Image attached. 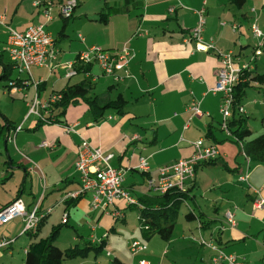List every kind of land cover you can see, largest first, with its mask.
I'll return each instance as SVG.
<instances>
[{
    "label": "crops",
    "instance_id": "crops-1",
    "mask_svg": "<svg viewBox=\"0 0 264 264\" xmlns=\"http://www.w3.org/2000/svg\"><path fill=\"white\" fill-rule=\"evenodd\" d=\"M68 1L0 0V13L4 12L6 16L5 26L23 30L29 24L45 23L57 49L51 67L32 66L31 78L29 75L23 78L32 83L37 80L38 88L35 83L21 82L6 88L7 92L24 91L26 99L32 101L36 96L40 103H45L54 90L82 78L63 75V65L78 53L88 51L92 46L111 51L125 47L133 57L126 66L127 74L119 70L120 80L103 74L99 66V70L92 66L90 72L95 87L100 85L103 89L101 93L106 90L121 93L127 103L122 114L109 110L104 119L93 122L87 105L78 102L67 108L65 125L42 123L36 130L31 129L38 117L30 112L29 101L19 118L0 113L15 126L7 129L2 125L3 120L0 123L3 126L0 135V209L14 198L20 199L26 209L38 204L39 211L47 215L44 224L50 220L52 225L58 221L57 224L69 227V238L77 240L82 235L93 241L100 234L106 239L116 230L115 223L127 222L126 208L135 209L138 216L139 206L119 199L105 210H93L89 192L67 203L66 200L75 199L67 193L80 188V176L75 169L78 145L87 140L91 146L111 153L110 164L126 171L124 188L138 201L140 196L151 193L146 181L148 173L138 168L140 158H145L154 174L157 168L190 156L191 142L203 139L205 145L216 144L219 155L214 164L197 167L194 177L186 181L185 189L192 196L181 206L202 213L200 220L206 225L204 230L199 229L198 218L185 219L183 214L182 220L177 218L180 228L176 222V235L173 230L169 241L150 236L148 244L153 241L155 246H148L149 249L139 252L128 262L210 264V249L198 243L193 245L192 237H198L200 232L203 237L204 234L209 236V240L223 251L235 254L244 264H264V205H254L255 189L264 198V163L249 162L247 180H239L246 159L236 143L220 129L221 95L212 91L219 53L231 50L241 62L248 61L260 41L252 34L251 23L256 22L264 35V0H247L241 9L227 0H107L108 5L120 9L106 7L105 11L109 13L106 23L94 20L103 8L104 0H75L65 35L60 38L64 16L59 12V6ZM48 6L52 19L46 21L44 13ZM202 8L205 9L203 39L215 47L208 51L196 50L195 41L190 39V31ZM5 43L6 35L2 40L4 46ZM261 50V55L252 62V69L257 71L264 70V45ZM47 71L54 78L48 93ZM56 85L60 86L55 88ZM193 102L199 105L202 115H192L188 107ZM43 106L39 105L40 111ZM17 127L20 129L15 132ZM208 132L210 138L206 137ZM10 135L14 142L7 139ZM44 141L48 146L41 145ZM48 209L51 211L47 213ZM227 210L234 214L232 226L225 220ZM113 211H119L122 216L114 217ZM54 215L56 220H53ZM65 216L67 221L62 222ZM106 224L109 226L105 229ZM144 229L142 237L145 238ZM84 231L87 232L84 234ZM1 239L10 242L0 246V264L8 259L13 261L15 252L20 255L21 263L28 243L21 217L0 223ZM178 241L186 245L177 246ZM113 253L121 259L119 252L113 250ZM76 263L84 264L83 261Z\"/></svg>",
    "mask_w": 264,
    "mask_h": 264
},
{
    "label": "built area",
    "instance_id": "built-area-1",
    "mask_svg": "<svg viewBox=\"0 0 264 264\" xmlns=\"http://www.w3.org/2000/svg\"><path fill=\"white\" fill-rule=\"evenodd\" d=\"M75 0H69L65 4L59 6V12L63 16H69L73 10ZM205 9L198 11V19L194 28L191 29V37L195 41V49L198 51H208L214 49V44L204 41L203 27ZM46 21L52 19L51 8L48 6L44 13ZM5 13L0 14V21L4 23ZM235 25H233V29ZM252 34L259 38L253 52L249 55L248 61L241 62L238 55L233 51L219 53V66L216 70V82L212 87L213 92H218L221 95V121L220 128L229 134L227 121L231 117V107L234 102V86L240 81V76L245 70L252 69V62L255 61L262 53V44L264 35L259 29L256 22L250 25ZM4 50L9 59L17 64L19 73L27 72L31 75L30 68L32 66L51 67L52 61L56 60L57 49L54 44V39L50 32L45 29V23L29 24L23 30L14 28L8 29ZM80 59L85 63L97 64L102 73L111 75L116 80H120L122 75L119 70L122 69L124 74H127L128 62L133 57L130 55L127 48L123 47L118 51H111L98 46H92L88 51L80 52ZM67 69L66 76L74 73L72 62L69 61L63 65ZM29 79L22 80V83H28ZM35 86L38 81H33ZM12 83V82H11ZM13 84V83H12ZM59 95H52L45 103H40L35 96L30 103V112H34L38 117H42L39 105H44L45 108L50 102L57 100ZM192 115H202L199 105L196 102L191 103L188 107ZM239 112L245 113L243 105H239ZM17 127L14 131L19 130ZM15 135V134H14ZM7 139L14 142V138L10 135ZM42 146H48L47 142H42ZM193 151L188 158H180L170 165H164L156 170V175L150 172V168L145 158H140L138 168L142 172L152 174L147 178L148 187L158 194H162L172 187H183V181L186 178L194 175V165L203 160L215 159L218 156V149L214 143L205 145L203 139H198L191 142ZM111 153H104L100 147L91 146L87 140H83L77 148V160L75 169L80 176V188L76 191L67 193L68 197L77 198L87 192L91 193L90 208L95 210L102 208L105 210L108 205L113 204L116 200L122 199L127 204H136L139 202L123 187L126 171L120 167H114L110 164L112 158ZM247 172L240 175V180L247 179ZM40 179L44 184V176L41 174ZM256 198L254 205L261 207L264 205V198L260 195L259 190L255 189ZM51 209L47 210V213ZM40 212L38 204H35L31 209H26L24 203L20 199H15L12 202L4 205L0 209V223L4 224L16 217H21L25 223V229L34 231L37 221L44 215ZM114 217H120L122 214L119 211H113ZM66 216L62 219L65 222ZM225 220L229 225L234 224V214L231 210L225 212ZM10 242L6 239L0 240V246ZM199 242L204 246L212 249L211 264H244L235 254L227 253L216 243L206 242L202 237ZM206 246V247H207ZM146 249V245L134 241L132 252H141ZM138 264H148L145 260H140Z\"/></svg>",
    "mask_w": 264,
    "mask_h": 264
},
{
    "label": "trees",
    "instance_id": "trees-1",
    "mask_svg": "<svg viewBox=\"0 0 264 264\" xmlns=\"http://www.w3.org/2000/svg\"><path fill=\"white\" fill-rule=\"evenodd\" d=\"M227 1L230 4L234 5L236 8L241 9L247 0ZM106 7H108L109 9H120L119 7L114 8L113 6L108 5L107 0H104V6L98 13L97 18H95L94 20L100 23L107 22L109 13L105 11ZM69 16H64V23L59 31L60 38L65 35V26L67 24V19L69 18ZM191 38L192 37L190 31V39ZM263 45L264 42L262 46ZM71 62L73 65L74 73L68 77L79 75L82 78L78 82L67 84L64 88L60 90H54L51 93L48 99H50L52 95H59L58 99L50 102L44 109H42V111H40L42 117L37 118L36 125L31 130L38 129L44 122L50 124L65 125V113L67 108L70 105H76L78 102H83L87 105L88 114L93 119V122H99L104 119L106 113L109 110H115L119 114H122L124 112L127 100L121 93L114 94L109 90H106L105 92L99 94L94 92L95 82L92 81L93 75L90 72L91 67L94 65V63H85L80 59L79 53L73 58ZM0 67V80L6 81V84L4 85L5 88L9 89L15 84H21L22 80H26L20 78L19 76L12 78L13 71L17 70V64L11 61L8 56H6V52L4 49L0 50ZM248 87L260 89L264 97V70L257 71L255 69H250L243 71L240 76V81L234 86V102L231 107V117L227 121V128L229 130V134H227V137H230V139H232V141L236 143L239 152L243 154L246 159L245 168L240 173V175L246 172L248 174L249 162L252 161L264 163V116L261 119L262 131L257 136L251 137V129L246 127L244 124V113H241L238 110L239 105H243L242 99L245 96L246 89ZM1 116L4 122L2 125L6 126L7 129L15 127L9 122L4 114H2ZM2 125H0V135L2 134ZM220 129L223 131L222 128ZM206 137L210 138L211 134L209 132L206 133ZM217 158L218 156L215 159H208L197 162L193 167L194 175L197 167H199L200 165L214 164ZM148 175V178L151 177L150 173H148ZM154 175H156V173H154ZM194 175L192 177L184 179L182 188L172 187L164 193L158 194L154 193L148 187L151 193L144 194L138 198V219L143 229L144 227H147L143 230L146 238H149L150 236L155 234L164 241H169L171 239L174 226L177 222L179 209L181 205L186 201V199L192 196L190 194V191L188 189H185V183L187 180L193 178ZM80 197L81 195L74 200H66V202L71 203L73 201H76ZM13 200L9 201L8 203L12 202ZM183 214L184 218L189 220H193L194 218H198L200 220L203 216L202 213L197 214L191 208L185 209V213ZM46 216L47 215L44 214L37 221V225L34 231H31L29 229L24 230L28 236V243L26 246L25 256L21 260L20 264H66L65 260L68 259H84L87 258V256L92 252L94 253V256H97L100 253L106 239L103 238L101 243H95L86 237L84 238L82 235L78 236L77 241L73 245L62 249L57 244V239L62 227L61 223L52 225L50 233L45 237H40V229L45 223ZM199 222V229L204 230L206 226L205 223L201 220ZM221 228H224V226H221ZM193 241L196 242V240L194 239ZM111 261L112 264H126L117 256H114Z\"/></svg>",
    "mask_w": 264,
    "mask_h": 264
},
{
    "label": "rangeland",
    "instance_id": "rangeland-1",
    "mask_svg": "<svg viewBox=\"0 0 264 264\" xmlns=\"http://www.w3.org/2000/svg\"><path fill=\"white\" fill-rule=\"evenodd\" d=\"M1 14V13H0ZM9 28H14L15 27H11V26H5V23L0 21V50L3 49L4 45L2 44V40L3 38L7 37L8 34V29ZM94 67H96V70H99V67L97 64L93 65ZM65 68V67H64ZM262 70V69H261ZM20 71L15 70L12 73V78L18 76V74L20 75L21 78H25L27 77V72L24 73H19ZM66 76L67 73V69H64L63 72ZM45 80H47L48 84H49V88L47 93L51 90L52 87H50V84L53 82L54 78L50 77L48 71L45 73ZM29 78L30 75H29ZM42 80V79H41ZM39 80V81H41ZM73 80H76V78H73ZM37 81V80H36ZM28 83H32L31 80L27 81ZM6 81L5 80H0V113H4L8 116H11V114H13L16 118H19L22 114V111H24L26 109L27 105V101L31 102L30 98L26 99L24 96V93L26 92H16L14 94H10L7 92L5 85ZM34 84V83H32ZM32 84H30V87H32ZM60 85H56L55 88H58ZM32 89V88H31ZM101 86L97 85L94 89L95 93H101ZM33 91V89H32ZM34 98V96L32 97V99ZM242 104L245 110L244 116H245V121L244 124L246 127L250 128L252 131L251 137L257 136L261 131H262V123H261V119L264 116V97H263V93L260 89L258 88H254V87H248L246 89V94L242 99ZM31 111V108H30ZM34 113V112H32ZM34 115H36L34 113ZM37 116V115H36ZM1 117V115H0ZM38 117V116H37ZM2 122V119L0 118V123ZM45 123V122H44ZM192 147V146H191ZM239 150V149H238ZM144 189V186H141ZM188 202L190 204H192L191 200H188ZM127 210V222H117L115 223V231H112L109 233V236L106 238L105 243L103 244V247L100 251V253L97 256H94V253L92 252L91 254H89L86 258V261H84V259L82 258H74V259H68L65 260L66 264H77L76 262L79 261H83L84 264H112V259L114 257V251L119 252V257L125 261L126 264H131L130 262H128V260L133 261V257L135 255H137L139 252L133 253L132 252V247H133V242L134 241H139L143 244L146 245V249L150 247H154L155 246V242L151 241L150 245L148 244L149 240L151 237L149 238H144L142 237V227L140 225L138 216L136 214V210L135 209H131V208H126ZM183 213H185V209L182 208V206L179 209V214H178V219L179 221L182 220L181 217H183ZM53 220H56V216H52ZM177 221L178 223V227L180 228V222ZM58 221L55 222V224H57ZM52 222L50 220H48L46 222V224H44V226L41 227L40 229V237H45L47 236L50 231H51V227H52ZM114 223V222H113ZM176 224V225H177ZM109 225L106 224V227H108ZM24 228H25V223H24ZM145 229L147 227H144ZM177 226H175V235H176V230H177ZM70 230V228L67 226H62L61 232L59 233L58 239H57V244L62 248H66L68 246L73 245L77 240L74 239L73 237L69 238L67 235L68 231ZM87 231H84L83 233L85 234ZM173 232V233H174ZM70 233V232H69ZM155 235V234H154ZM205 237L202 236V234L199 232L198 237L193 236L192 239L196 240V242L193 243L194 246H196V243H198L199 245H203L199 242V238L202 237L204 239V241L209 242L213 240H209V236L205 235ZM86 237V236H85ZM103 237L99 234L97 235V237L95 236V240H93V242L95 243H101ZM155 239L159 240L158 236L155 235ZM177 239H179L177 237ZM159 241H163V240H159ZM215 243V242H214ZM177 246L179 245H186L185 243L181 244L179 243V241L176 243ZM207 246V245H206ZM208 247V246H207ZM148 248V249H149ZM210 249V251L213 254V251L210 247H208ZM143 250V251H146ZM15 259L13 261H11L10 259L4 261L3 264H20V255H18L17 252H15L14 254Z\"/></svg>",
    "mask_w": 264,
    "mask_h": 264
}]
</instances>
